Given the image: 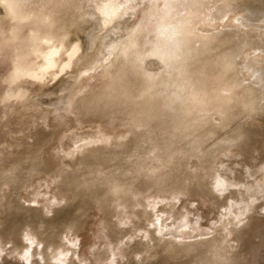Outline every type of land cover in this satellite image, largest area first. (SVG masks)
<instances>
[{
    "label": "rangeland",
    "instance_id": "obj_1",
    "mask_svg": "<svg viewBox=\"0 0 264 264\" xmlns=\"http://www.w3.org/2000/svg\"><path fill=\"white\" fill-rule=\"evenodd\" d=\"M258 223L264 0H0V264H245Z\"/></svg>",
    "mask_w": 264,
    "mask_h": 264
},
{
    "label": "bare ground",
    "instance_id": "obj_2",
    "mask_svg": "<svg viewBox=\"0 0 264 264\" xmlns=\"http://www.w3.org/2000/svg\"><path fill=\"white\" fill-rule=\"evenodd\" d=\"M224 47V46H223ZM220 48H221V46H220ZM210 50H214V49H217V45H216V48H214V47H212V48H209ZM219 49V48H218ZM221 52H222V50H221ZM223 53H224V50H223ZM216 55H217V53H215ZM214 54V55H215ZM220 55H221V53H220ZM214 60V59H213ZM210 62V59H206V62H204V65L202 64L201 65V67L199 68V70H201V69H203V68H205V66H207V65H209V66H211V64L212 63H210V64H208ZM219 63V62H218ZM207 68V67H206ZM205 70V69H204ZM211 70V71H210ZM210 73H212V74H214L215 73V70H212L211 69V67H210ZM197 71V70H196ZM208 71V70H207ZM208 71V72H209ZM193 72V71H192ZM206 76H208V75H206ZM209 78V77H208ZM206 80V79H205ZM204 81V80H203ZM209 81H210V84H213L212 82H213V80H210L209 79ZM212 81V82H211ZM227 81V80H226ZM226 83V82H225ZM215 84V83H214ZM202 85V84H201ZM204 90H205V92L204 93H206V92H208L205 88H203ZM191 90H192V88H191ZM200 90V89H199ZM201 93V92H200ZM203 93V92H202ZM196 94V93H195ZM207 94V93H206ZM204 95V97L206 96L205 94H203ZM190 97V96H189ZM197 98V97H196ZM200 98H201V96H200ZM186 100V99H185ZM228 100V99H227ZM234 100H235V98H234ZM192 101H194V100H192ZM231 101H232V99H231ZM197 102H199V103H205V101H197ZM246 102L247 101H243V99H241V100H239L238 99V101H235L234 103V105H235V110L238 112L239 111V109L241 108V106H243V105H245L246 104ZM216 104V103H215ZM224 107V104L222 105V107L221 108H223ZM232 110V114H230V115H227V116H229V117H232L233 115H235L236 114V111L235 110ZM221 110V109H220ZM225 111V110H224ZM229 112V111H228ZM228 112H226V113H228ZM225 114V113H224ZM233 118V117H232ZM231 119V118H230ZM180 129V128H179ZM93 166V165H92ZM84 167H87V166H84ZM89 167V166H88ZM99 167V166H98ZM103 169L104 168H102V169H90V171L89 172H87V174H90V175H93L94 177H96L97 179H99L98 177H102L103 175H104V171H103ZM105 170V169H104ZM86 171V170H85ZM171 174V173H170ZM130 175V174H129ZM132 176V175H131ZM128 177H130V176H128ZM132 178V177H131ZM251 237L253 238V237H257V241L258 242H252L251 241V237L249 236V239H248V232L245 234V235H247L246 236V240H247V244L249 245H247V247H248V249H246V251H245V258L247 257V255H248V258H249V260L246 258V260H245V264H252V262L251 263H249V261H252L253 259H254V257L256 256V251L255 250H257V248L259 249V247L260 246H262V245H264V224H262V223H258V224H255V226L251 229ZM241 239V238H240ZM243 239V238H242ZM203 244V243H202ZM211 244L212 243H210L209 245H204V246H201L200 247V249L198 250V252H196L195 253V255H196V257L197 258H199L200 259V261H201V263L202 264H219L220 262H222V258H223V255H225L223 252H221L220 251V249H219V247H215V246H213L212 248L210 247L211 246ZM190 245V244H189ZM184 250V249H183ZM183 250H181V251H183ZM188 250V252H186L185 250V252L183 253L184 255H183V257L184 258H191V257H188L187 255V253H189V249H187ZM226 251V250H225ZM259 251V250H258ZM258 251H257V253H258ZM176 252V251H175ZM191 252V251H190ZM170 255V254H169ZM171 256V255H170ZM174 256H172V258H173ZM239 257V256H238ZM179 258V257H178ZM186 258V259H187ZM256 258V257H255ZM165 259V258H164ZM174 259V258H173ZM236 259V258H235ZM176 260V259H175ZM178 260V259H177ZM195 261H196V259H195ZM166 262V261H165ZM172 262H173V260H172ZM166 264V263H165ZM171 264V263H170ZM172 264H174V263H172ZM176 264H184V263H182L181 261H179V262H177ZM187 264V263H186Z\"/></svg>",
    "mask_w": 264,
    "mask_h": 264
}]
</instances>
